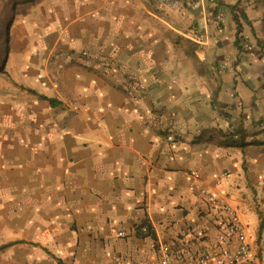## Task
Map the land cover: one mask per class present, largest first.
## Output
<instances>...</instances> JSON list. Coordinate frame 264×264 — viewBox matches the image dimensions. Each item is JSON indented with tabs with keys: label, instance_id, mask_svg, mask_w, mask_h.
<instances>
[{
	"label": "crops",
	"instance_id": "crops-1",
	"mask_svg": "<svg viewBox=\"0 0 264 264\" xmlns=\"http://www.w3.org/2000/svg\"><path fill=\"white\" fill-rule=\"evenodd\" d=\"M181 1L37 0L21 16L0 80L23 102L0 123L20 129L7 140L35 193L19 240L43 241L36 264H157L145 221L171 246L185 234L178 264L214 257L221 213L197 185L239 209L248 264H264V0ZM84 49L106 58L68 59ZM124 63L148 86L138 103L116 79Z\"/></svg>",
	"mask_w": 264,
	"mask_h": 264
},
{
	"label": "rangeland",
	"instance_id": "rangeland-1",
	"mask_svg": "<svg viewBox=\"0 0 264 264\" xmlns=\"http://www.w3.org/2000/svg\"><path fill=\"white\" fill-rule=\"evenodd\" d=\"M36 2L37 0H0V59L3 60L7 57L5 63L8 62L10 56L9 54L7 56V52L11 48V40L18 39V32L16 31L20 25L21 16L28 13L29 9L34 8ZM6 38H8V44H5ZM1 77L0 121L11 119L12 116L18 118L19 113L16 110L19 104L23 102V91L15 89L9 95V90L3 86L4 81H8V76L2 75ZM5 127L7 126L0 123V245L22 239L25 233L29 235L31 230H34L33 224H29V221L34 220L31 216L34 205H27L25 208L24 202L34 201L35 193L20 191V180L22 181L23 175L18 166V145L10 144L7 140V136H12L20 129L18 127ZM27 146L26 148H28ZM32 176L27 169L28 181ZM252 236L256 241L259 233L254 231ZM32 242L43 243L42 240H34L28 244L12 245L0 252V264H36L34 246L30 244ZM27 253L31 255L27 256ZM50 263L60 264L56 258H50Z\"/></svg>",
	"mask_w": 264,
	"mask_h": 264
},
{
	"label": "built area",
	"instance_id": "built-area-1",
	"mask_svg": "<svg viewBox=\"0 0 264 264\" xmlns=\"http://www.w3.org/2000/svg\"><path fill=\"white\" fill-rule=\"evenodd\" d=\"M156 5L164 10L178 11L182 7L181 0H153ZM214 2L215 0H210ZM218 29H222L224 23V16L218 14ZM68 59L73 60L79 57L80 59L103 62L105 60V52L103 49H84L78 53H70L67 55ZM119 72L116 76L118 83L128 91L131 99L138 103L148 92L147 84L140 80L132 71L127 63L117 66ZM194 177L201 178V173L198 171L193 172ZM203 194L206 196L207 201L213 207L220 210L221 213V228L216 238V246L218 253L214 257L207 255L198 256L199 264H248L252 261V247L248 236L247 225L242 219L239 209L233 205L226 196H220L203 189L197 185ZM142 234L145 237H150V245L153 249L159 250L160 259L157 264H178L179 260L185 258L188 254V241L182 237L178 245L171 246L163 243L152 237L148 227H142ZM119 236L125 237V232H120ZM113 264H148L145 261L132 262L120 256H113Z\"/></svg>",
	"mask_w": 264,
	"mask_h": 264
},
{
	"label": "trees",
	"instance_id": "trees-1",
	"mask_svg": "<svg viewBox=\"0 0 264 264\" xmlns=\"http://www.w3.org/2000/svg\"><path fill=\"white\" fill-rule=\"evenodd\" d=\"M243 14V13H241ZM235 19L238 21L239 20V15L235 12V15H234ZM5 44H8V38H6L5 40ZM9 54V51L7 52V56ZM6 55V54H5ZM7 59V57L5 58ZM5 59L2 60V58L0 59V73H5L6 72V69H5V66H6V63H5ZM142 227H148L150 229V232L152 234V237L155 238L154 236V231L151 227V225L149 223H147V221L143 222L139 227H138V232L140 233L141 236L145 237L143 234H142ZM25 242L24 240H15L14 242H11V243H6V244H2L0 245V252L7 249L8 247L14 245V244H19V243H23Z\"/></svg>",
	"mask_w": 264,
	"mask_h": 264
}]
</instances>
